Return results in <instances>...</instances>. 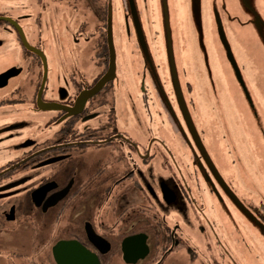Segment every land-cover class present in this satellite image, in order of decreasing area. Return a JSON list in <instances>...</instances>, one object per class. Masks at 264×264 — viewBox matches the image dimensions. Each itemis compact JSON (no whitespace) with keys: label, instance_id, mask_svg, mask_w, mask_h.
Masks as SVG:
<instances>
[{"label":"flooded vegetation","instance_id":"obj_1","mask_svg":"<svg viewBox=\"0 0 264 264\" xmlns=\"http://www.w3.org/2000/svg\"><path fill=\"white\" fill-rule=\"evenodd\" d=\"M253 2L264 45V0ZM188 19L198 57L192 81L174 0H0V264H58L60 254L74 264L80 252L96 264H239L243 249L226 229L227 210L240 224L247 217L264 227V198L252 206L239 197L199 124L202 114L213 115L214 138L238 181L250 148L246 129L231 119L227 90L219 87L223 107L206 79L213 103L200 106L205 61ZM109 23L115 67L96 88L110 64ZM72 28L82 63L63 43ZM50 60L57 68L48 81ZM247 106L259 122L256 101Z\"/></svg>","mask_w":264,"mask_h":264},{"label":"rangeland","instance_id":"obj_2","mask_svg":"<svg viewBox=\"0 0 264 264\" xmlns=\"http://www.w3.org/2000/svg\"><path fill=\"white\" fill-rule=\"evenodd\" d=\"M174 6L179 18L177 24V39L179 46L182 45V49L180 48V56L183 60L185 71H187L186 79H189V81L194 79L196 67L192 64L191 58L195 61L198 59V57H196L197 54L194 55L190 49L191 38L188 32V16H190V21L195 29L201 58L203 62L205 61V63H203L205 64L204 67L201 66L199 61V66L202 70L200 80L202 82L201 92H203L202 97H198L200 106H211L210 102H212V98L209 102L210 95L204 92L207 81L209 89L212 90L214 99H216V96L218 102L224 107L223 102L219 100V98L222 99V92L220 91L222 87V90H227L230 93L228 94L226 91L233 108L230 110L233 111L231 119L235 116L237 125L239 123V125H243L246 129L250 148L248 152L246 151L241 156V171L238 175V177H240L238 181L237 178L234 177L235 175L231 167L230 161H232V158L231 156L227 157L224 153V143L221 142L218 136H216V139L214 138L213 132L216 129V124L213 115L205 114L204 117V114H202L204 110H201L202 118L199 120V124L207 131V140L211 146H213V156L215 157L217 165L225 172L224 176L228 179L230 178L234 184L237 182L238 185L234 186H239L237 190L240 194V198L246 200L252 206H256L260 201L259 198H264V45L260 42V35H258L259 27L256 22V15L258 13L255 12L257 11L255 2H253V0H174ZM214 7L217 8L216 10L220 15L225 35L232 49L233 57L236 59L238 67L243 72L252 99L257 103L256 111L259 114V122L255 121L253 117L255 116L254 113L253 116L249 115L247 101H245L244 96L236 86L234 74H231V69L225 58L224 48L221 46L219 37L217 36L213 13ZM72 26L73 25H70L69 28ZM262 32H264V28ZM74 33V28H72L70 30V36L65 38L63 43H70L71 54L75 52L78 55L73 58L82 63L81 43H74L71 39ZM198 33L200 37H198ZM75 35L76 37H80L78 33ZM44 37L43 35L42 40H44ZM85 57L87 58V55ZM90 58L91 53L89 59ZM47 66V77L49 81L52 73L54 74L53 70H56L57 67L51 60ZM206 67H208L209 70L211 69V72L206 71ZM212 72L214 73L213 79L216 82L215 84H217L219 89H216L215 92L213 91L214 80H211ZM23 76H25V72ZM194 83L195 82H193L192 85V94L190 95L192 98L199 93L198 90L193 91L195 87ZM22 84L26 91H32L31 82L29 83L28 81L26 84L24 80ZM234 111L237 113L235 114ZM196 113L198 112L196 111ZM23 118H25L24 115ZM209 132L212 133V137H209ZM5 157L6 156H1L0 159ZM235 164L238 163L235 162ZM250 198H252V200H250ZM227 211L228 216L225 220L227 225L226 229H228L234 237H237L243 249L240 251L241 260H239V264H264V227L259 225V223L252 224V222L248 221L249 219L247 217H245L246 222L240 224L234 211L229 208Z\"/></svg>","mask_w":264,"mask_h":264},{"label":"water","instance_id":"obj_3","mask_svg":"<svg viewBox=\"0 0 264 264\" xmlns=\"http://www.w3.org/2000/svg\"><path fill=\"white\" fill-rule=\"evenodd\" d=\"M165 10H166V7H165ZM214 17H215V26H216V29H217V36L219 37V41H220L221 46L224 48L225 57L227 58L230 66H231V69H233L234 76L237 79V81H238V83H239V85L241 87V90H243V95H244L245 100L248 101L250 107H253V100H251L250 93L246 89V86H245V83H244V79H242V76H241L240 68H238L236 59L233 57L232 49H231V47L229 45L227 36L225 35V30H224V26L222 25L220 15H218L216 10H214ZM107 30H108V39H107V41L109 43V52H110V59H109V63L110 64H109L108 71L96 83V85H97L96 88H99L100 86H102V84L105 83V81H107L109 78H112L114 67H115V63H114L115 52H114V49H113V42L111 41L110 23L108 24V29ZM198 37H200L199 33H198ZM167 39H168L169 59L171 60V69H173L174 60H172V51L170 50L169 32H167ZM42 58L44 60L43 61V66H44L43 77L44 78H43V82L42 83H44V80L46 78L45 77V75H46V66H45V59H44L43 55H42ZM173 82H175L174 84L176 85V88H177L178 82H176L175 71L173 72ZM177 93L179 94V102H180V104L182 106V109H183L184 113L188 116L187 111H186V107H185V105L182 103V101L180 99V93H179L178 89H177ZM188 121H189V125L191 127V132L195 136L197 145L200 147L203 155L207 156L205 154L203 146H201V143H200V140H199L198 136L195 134V131H194L195 129L193 128V125L191 124V120H190L189 116H188ZM207 159L209 161V164L211 165L212 163H211L209 157ZM211 168L214 170V168L212 166H211ZM239 204L241 205V203H239ZM72 244L74 245V242H72ZM56 260H57L58 264H67V261L65 260V258H64V256L62 254L56 256ZM70 261H72L74 264H96L97 260H95V258L92 255H90L89 253H87V252H80L78 254L73 253L71 255V257H70Z\"/></svg>","mask_w":264,"mask_h":264}]
</instances>
